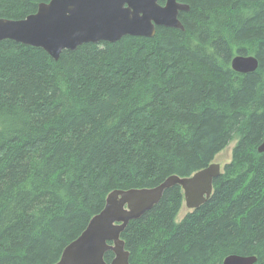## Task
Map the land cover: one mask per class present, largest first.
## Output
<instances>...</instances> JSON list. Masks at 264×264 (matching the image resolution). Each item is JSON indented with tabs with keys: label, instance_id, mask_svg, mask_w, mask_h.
Here are the masks:
<instances>
[{
	"label": "trees",
	"instance_id": "1",
	"mask_svg": "<svg viewBox=\"0 0 264 264\" xmlns=\"http://www.w3.org/2000/svg\"><path fill=\"white\" fill-rule=\"evenodd\" d=\"M48 1L0 0V17ZM178 1L189 6L183 30L85 43L57 60L0 40V264H54L110 192L190 176L232 141L203 204L177 222L173 185L120 237L130 264L233 253L264 264V0ZM236 54L257 69L232 70Z\"/></svg>",
	"mask_w": 264,
	"mask_h": 264
},
{
	"label": "water",
	"instance_id": "2",
	"mask_svg": "<svg viewBox=\"0 0 264 264\" xmlns=\"http://www.w3.org/2000/svg\"><path fill=\"white\" fill-rule=\"evenodd\" d=\"M189 6L178 0H49L38 4L34 13L18 20L0 18V40L10 39L42 48L57 60L64 49L74 50L85 43L116 42L124 36L152 37L156 27L183 30L179 12ZM253 55L236 54L231 69L239 73L255 71ZM264 152V140L257 147ZM222 166L212 162L190 176L172 175L152 188L113 190L103 209L92 216L78 239L68 243L54 264H130L129 252L120 235L127 224L150 210L166 188L179 185L185 207L198 208L212 193L213 180ZM107 250L114 256L106 262ZM254 255L229 254L223 264H253Z\"/></svg>",
	"mask_w": 264,
	"mask_h": 264
},
{
	"label": "rangeland",
	"instance_id": "3",
	"mask_svg": "<svg viewBox=\"0 0 264 264\" xmlns=\"http://www.w3.org/2000/svg\"><path fill=\"white\" fill-rule=\"evenodd\" d=\"M234 145V141H232L228 147H226L224 150H222L215 158V162H218L223 166L225 163L229 162L230 160V154H231V148ZM190 210L185 207V204L183 202L182 207L176 217V221L179 222L187 212Z\"/></svg>",
	"mask_w": 264,
	"mask_h": 264
},
{
	"label": "bare ground",
	"instance_id": "4",
	"mask_svg": "<svg viewBox=\"0 0 264 264\" xmlns=\"http://www.w3.org/2000/svg\"><path fill=\"white\" fill-rule=\"evenodd\" d=\"M0 18H4V17H0ZM6 19H11V18H6ZM14 20H16V19H14ZM262 142H263V141H262ZM262 142H261V143H262ZM75 239H78V236H77ZM75 239H74V240H75ZM74 240H72V241H74ZM72 241H71V242H72ZM63 249H64V248H63ZM63 249H62V252H63ZM107 251H109V250H107ZM62 252H61V255H62ZM105 253H106V252H105ZM61 255H60L59 258H61ZM58 260H59V259H58ZM55 263H56V262H55Z\"/></svg>",
	"mask_w": 264,
	"mask_h": 264
}]
</instances>
